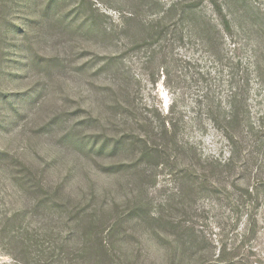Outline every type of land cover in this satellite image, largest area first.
I'll return each mask as SVG.
<instances>
[{"label": "rangeland", "instance_id": "1", "mask_svg": "<svg viewBox=\"0 0 264 264\" xmlns=\"http://www.w3.org/2000/svg\"><path fill=\"white\" fill-rule=\"evenodd\" d=\"M172 1L0 0V264L24 261V242L33 240L34 264H163L145 223L125 224L114 239L103 231L98 237L114 256L101 261L77 251L97 232L65 219L72 210L107 213L134 200L156 212L179 198L182 184L171 171L186 167L198 175L217 169L200 191L189 189L190 220L214 245L211 259L264 264V33L236 39L219 28L211 48L193 21L165 13ZM248 5L247 18H234L245 29L252 17L249 27L264 19V0ZM198 10L219 27L204 0ZM163 18L166 36L143 42L151 33L138 22ZM235 87L248 96L246 126L236 128L232 146L223 125ZM165 135L160 154L142 157ZM231 154L233 168L225 165ZM37 184L60 187L61 208L43 209ZM51 234L61 238L48 240Z\"/></svg>", "mask_w": 264, "mask_h": 264}, {"label": "trees", "instance_id": "2", "mask_svg": "<svg viewBox=\"0 0 264 264\" xmlns=\"http://www.w3.org/2000/svg\"><path fill=\"white\" fill-rule=\"evenodd\" d=\"M202 2L203 0H173L165 9V13H169V16H177V20L190 19V21H193L200 36L202 37V40L206 41L209 47H211V41L214 42L216 38L218 39V37H220L219 28L221 29V32H224L231 36V38L234 37L236 39L240 36V34L246 35L248 39L253 33H264V19H262V23L260 25L249 27L248 23L250 22L249 24H251L253 23L252 21L255 20L252 17L250 21L247 20L244 22L246 24V29L243 27L241 22L239 23L238 21V24L234 23V18L235 21L238 19L237 16L241 18H247L250 12L248 0H204V2L209 7H211V9H213L216 16L218 17L219 27L217 24L206 21L204 18H200L198 16V9ZM136 16L138 17L137 13ZM163 22L164 18L160 23L157 22L158 25L156 22L152 21L148 24V26H146L144 23L139 21L138 24H140L141 30H148L151 33L150 38L147 36L142 38L143 42H147V40H149L148 43L150 44L151 39L153 42H155L162 39L163 36L165 37L169 26H161ZM12 31L13 35L17 33L15 27L12 28ZM100 31L101 27L98 26V24L95 25V32L100 33ZM103 31L110 38H118L113 28L107 30V28L103 26ZM212 46H218L217 42H214ZM0 48H2L1 45ZM115 58L116 56L113 55L108 57L110 61L118 60ZM105 66L107 65H102L99 69L103 70ZM246 92L247 90L244 87H235L228 96V113L231 114L229 118H227L226 124H230L229 126L232 127L229 128V126L223 125V135L232 146H235V144L240 140L235 138L236 133L234 132L237 131L236 128L238 126L240 128L242 126H246L244 122L246 120V116L242 114L245 112V102L248 96ZM165 130L166 128L163 130L164 133H166ZM243 131L245 130L243 129ZM257 133L258 131H252L251 136L253 137V143L251 144L257 143ZM169 137V135H165L162 138L161 143L155 144V146L152 147V150L151 148L142 150V157H149L151 151L155 152L153 156L157 154L156 152L160 154V151L163 149V147L165 148V146H168L170 141ZM229 157L230 158L225 165L232 167L234 166L235 161L232 154ZM219 164L221 163L219 162ZM216 171L217 169L212 171V174L205 175V173H200V175H198L195 169H191L189 167L180 169L178 171L172 170L171 174H174V176L182 184L180 185L179 189V198L173 197L169 200L158 203L159 207L156 212H152L148 203L145 201L140 202L136 200L133 202L127 201V203L124 204L125 206L122 204V202L114 203L110 208V211L107 213H91L87 212L85 209H76L70 211L65 221L67 224H70L71 228H78L77 225H79L78 223L81 222L83 223L82 226L89 234H95L97 232V239L93 240L92 242H83L82 247L77 248V251L81 254L82 258L86 256L92 257V260H96L97 257L101 261H104L105 259L111 260L114 255L111 253L109 248H106V242L104 241L105 239L98 236L103 231H106V238H108V236L111 238L112 235V239H114L126 232L125 224L130 222H142L145 223V225L152 227L154 230V234L158 240V247L159 249L163 250L166 258L163 260V264H206L211 260H213V262H210L211 264H223L222 260L219 259V256L218 259H211V257L214 256L212 249L214 245L210 243L209 239L202 232V230H198L195 227V222L193 224V221L191 222L190 220L191 205L189 204V200H193V197L191 194H189V191L194 188L200 191L204 184L211 179V175H217ZM200 176L202 177V181H199V185H194L195 182L200 180ZM37 185L39 188H41V190H43L44 197L40 202V206L43 209H47L50 206H59V208H61L62 203L59 201L58 203L56 202V200H58L57 192L60 190V187H56L55 190L51 191L49 190L50 188L48 189V187L44 189L40 184ZM192 216H197V214H195L193 211ZM33 236L36 235L34 233L32 234V240L34 239ZM52 237L53 234L48 236L47 239H52L55 241L61 238L59 237L54 239ZM26 241L30 242L29 240ZM70 241L71 238L63 239L59 244L68 246ZM24 244V255L26 259H24V261H20L21 263L19 264L33 263L34 258L31 256L32 249L29 251V248L36 244V240H33L32 244L28 245L26 242H24ZM189 250H193L195 255L188 254ZM53 253V250L50 251V254L53 255ZM141 262L144 263V260L142 259Z\"/></svg>", "mask_w": 264, "mask_h": 264}]
</instances>
